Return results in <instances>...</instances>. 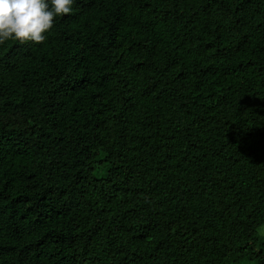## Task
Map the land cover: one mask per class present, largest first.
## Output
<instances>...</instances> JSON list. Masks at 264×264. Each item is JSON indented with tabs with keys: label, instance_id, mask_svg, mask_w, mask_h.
I'll return each instance as SVG.
<instances>
[{
	"label": "trees",
	"instance_id": "1",
	"mask_svg": "<svg viewBox=\"0 0 264 264\" xmlns=\"http://www.w3.org/2000/svg\"><path fill=\"white\" fill-rule=\"evenodd\" d=\"M72 7L0 43V264H264V0Z\"/></svg>",
	"mask_w": 264,
	"mask_h": 264
},
{
	"label": "clouds",
	"instance_id": "2",
	"mask_svg": "<svg viewBox=\"0 0 264 264\" xmlns=\"http://www.w3.org/2000/svg\"><path fill=\"white\" fill-rule=\"evenodd\" d=\"M74 0H0V43L40 44L55 19L73 11Z\"/></svg>",
	"mask_w": 264,
	"mask_h": 264
},
{
	"label": "rangeland",
	"instance_id": "3",
	"mask_svg": "<svg viewBox=\"0 0 264 264\" xmlns=\"http://www.w3.org/2000/svg\"><path fill=\"white\" fill-rule=\"evenodd\" d=\"M194 169H190L189 167H187V169H185V171H184L185 173H187L188 182L192 183L195 180L194 178L196 176L194 177V172H195ZM178 192L179 193L177 194L176 198L173 199L174 205L171 204L172 206H170L172 210L175 211L176 209H178L179 205H181L183 203V201L188 200L185 203L186 204V208H188V207L198 208L199 207L197 212H202L203 211L204 202H206V200H207L206 196H204V195L210 194L212 192V187L210 188V187H207V186L206 187L201 186V187H198L197 189H193L190 193L185 191V188H184V189H179ZM199 193H200V195H199ZM197 199L199 201H198V204L195 205L194 203L197 201ZM177 203H178V205H177ZM189 205H192V206H189ZM185 212H187L189 214L193 213V211L191 209H187V211H185ZM198 216L201 219L203 218L199 214H198ZM258 232L264 238V225L261 226L258 229Z\"/></svg>",
	"mask_w": 264,
	"mask_h": 264
}]
</instances>
